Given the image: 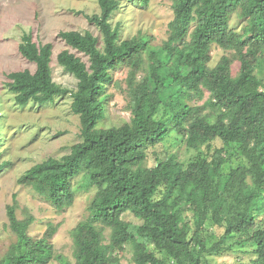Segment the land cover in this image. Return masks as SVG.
Here are the masks:
<instances>
[{"label":"trees","instance_id":"obj_1","mask_svg":"<svg viewBox=\"0 0 264 264\" xmlns=\"http://www.w3.org/2000/svg\"><path fill=\"white\" fill-rule=\"evenodd\" d=\"M95 1L99 11L85 17L101 39L90 31L58 32L68 48L56 59L76 79L75 89L53 80V45L36 43L29 32L18 52L35 68L8 73L5 84L18 105L72 99L80 140L67 154L33 164L18 182L56 209L73 204L78 175L94 188L87 216L71 231L74 262L54 252L57 224L49 222L34 237L28 231L33 217L18 219L12 203L6 213L15 241L0 264L53 258L60 264H213L212 256L246 243L252 256L234 264H264V0H171L167 38L153 48L148 37H126L122 22H114L124 8L120 0ZM214 45L228 53L210 65ZM122 66L129 67L130 118L100 127L106 88ZM170 133L194 150L189 161L167 153L143 166L147 150ZM214 226L223 232L209 244ZM126 246L132 256L123 263Z\"/></svg>","mask_w":264,"mask_h":264},{"label":"rangeland","instance_id":"obj_2","mask_svg":"<svg viewBox=\"0 0 264 264\" xmlns=\"http://www.w3.org/2000/svg\"><path fill=\"white\" fill-rule=\"evenodd\" d=\"M139 1L120 0V5L124 8L117 11L114 22H122L124 36L143 35L148 37L149 46L157 47L167 38L168 23L172 18V1L148 0L145 5H141ZM98 11L95 0H0V163L5 162L0 169V257L15 241V234L8 226L6 213V207L15 203L18 219L23 220L27 215L33 217L28 229L30 235L41 237L49 222L57 224V230L51 238L54 252L74 262L71 231L87 216V206L94 188L87 186L83 176L78 175L72 181L76 189L73 204L56 209L28 185L18 182V178L33 164L50 156L59 158L67 154L71 145L80 140L79 118L70 108L72 99L67 94L56 96L44 104L28 102L18 105L5 84L8 73L22 69L33 71L35 68L34 63L18 52L21 35L29 32L38 44L52 43L50 67L53 80L71 90L75 89L76 79L56 59L61 50L68 48L58 37V32L90 31L101 39L97 27L85 17ZM236 22L233 21L234 24ZM225 53L228 52L212 46L209 64L214 65ZM82 59L87 60L85 57ZM238 65V61L233 62V74L238 71ZM128 73V66L114 70L113 80L106 88V118L99 124L100 127L116 126L129 120L131 112L127 90ZM142 73L143 68L138 69L137 76ZM205 98L206 96L197 99L194 103L200 105ZM167 153H175L179 160L187 162L195 152L185 146L180 135L170 133L161 143L147 150L143 166L153 164L155 155ZM123 218L136 222L130 213H125ZM222 232V227H209V244L217 241ZM108 238L109 230L106 229L105 242ZM120 256L123 263L129 262L132 249L126 246ZM251 256V249L246 243L235 245L231 251L222 255L212 256V263L234 264L237 260L247 261ZM47 264L60 263L53 258Z\"/></svg>","mask_w":264,"mask_h":264}]
</instances>
